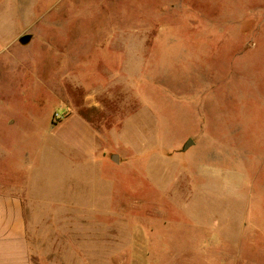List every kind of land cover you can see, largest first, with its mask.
<instances>
[{
  "label": "rangeland",
  "instance_id": "rangeland-1",
  "mask_svg": "<svg viewBox=\"0 0 264 264\" xmlns=\"http://www.w3.org/2000/svg\"><path fill=\"white\" fill-rule=\"evenodd\" d=\"M25 11L44 15L0 69V136L21 157L69 112L92 127L76 209L43 214L76 264L264 260V0H0L2 23Z\"/></svg>",
  "mask_w": 264,
  "mask_h": 264
},
{
  "label": "crops",
  "instance_id": "crops-1",
  "mask_svg": "<svg viewBox=\"0 0 264 264\" xmlns=\"http://www.w3.org/2000/svg\"><path fill=\"white\" fill-rule=\"evenodd\" d=\"M42 15L22 12L21 26L19 15L11 14L7 22H0V69L21 66L11 52L28 45L36 33L29 25ZM23 35H29L28 42L20 41ZM56 130L55 140L40 142L34 155L28 152L21 157L17 146L0 136V264H76L81 259L76 238L68 245L65 235L56 232L65 227V221L60 225V220L51 221L43 214L56 215L66 211V206L76 209V202L65 200L66 179H77L80 185L83 159L92 163L98 147L92 127L74 112ZM65 161L72 166L70 174ZM252 239L263 243L259 237ZM263 261L252 259L251 264Z\"/></svg>",
  "mask_w": 264,
  "mask_h": 264
},
{
  "label": "water",
  "instance_id": "water-1",
  "mask_svg": "<svg viewBox=\"0 0 264 264\" xmlns=\"http://www.w3.org/2000/svg\"><path fill=\"white\" fill-rule=\"evenodd\" d=\"M28 39H29V35H24V36H22L21 41L24 43V42H26ZM192 143H193V140H192V139H187L185 145L183 146V149L187 148V147H188L189 145H191ZM111 159H112L113 161H116V162L118 161V157H117L116 154H113V155L111 156Z\"/></svg>",
  "mask_w": 264,
  "mask_h": 264
},
{
  "label": "flooded vegetation",
  "instance_id": "flooded-vegetation-1",
  "mask_svg": "<svg viewBox=\"0 0 264 264\" xmlns=\"http://www.w3.org/2000/svg\"><path fill=\"white\" fill-rule=\"evenodd\" d=\"M23 36H24V35H23ZM21 38H22V37H21ZM29 39H30V37H29ZM29 39H28L26 42H28V41H29ZM20 41H21V39H20ZM26 42H25V43H26Z\"/></svg>",
  "mask_w": 264,
  "mask_h": 264
}]
</instances>
